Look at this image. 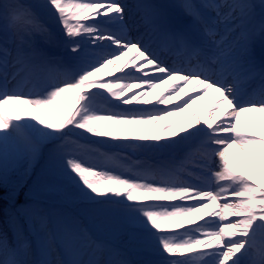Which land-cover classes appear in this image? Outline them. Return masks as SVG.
<instances>
[{
  "label": "snow or ice",
  "instance_id": "6c2138e0",
  "mask_svg": "<svg viewBox=\"0 0 264 264\" xmlns=\"http://www.w3.org/2000/svg\"><path fill=\"white\" fill-rule=\"evenodd\" d=\"M37 7L59 25V38L37 23L32 5L0 0L5 21L0 30L12 31L16 44L10 50L5 38L0 47V185L11 189L7 198L14 203L19 190L27 189L31 203L19 207L29 225L38 219L45 230L43 254L59 243L70 258L55 264H189L192 255L202 264H245L246 257H252L250 264H264V130L241 127L243 114L264 115V65L257 68L246 44L228 36L250 20L254 5L246 0L202 5L232 25L211 45L194 40V24L203 25L210 38L216 33L192 3L182 5L191 24H177L165 5L151 2L46 0ZM224 8L228 12H221ZM259 31L264 33V16ZM36 33L55 41L68 57L63 78L46 83L45 94L9 92L10 68L31 73L47 67L46 53L33 44ZM154 37L167 40V47H153ZM177 49L184 58L170 59ZM105 69L108 76H98ZM244 74L259 76L258 95L241 87ZM169 81V88L153 97ZM210 91L216 98L203 119L195 112L183 124L173 119ZM61 100L70 103L61 106ZM22 129L30 133L23 135ZM193 140L203 161L194 164L199 174L189 173L191 183L168 169L123 175L77 159L79 150L99 151L98 145L163 150ZM234 147L248 158V168L233 164L229 150ZM37 168L69 185L62 194L84 203L86 214L101 219L120 245L99 241L73 222L61 223L56 234L46 231L48 218L40 213L47 190L33 179ZM12 175L18 179L10 181ZM205 176L212 182L205 185ZM210 204L215 208L205 213ZM9 222L11 236L0 229V264H32L24 258L30 245L17 217L11 215ZM102 252L106 260L99 258Z\"/></svg>",
  "mask_w": 264,
  "mask_h": 264
},
{
  "label": "bare ground",
  "instance_id": "6f19581e",
  "mask_svg": "<svg viewBox=\"0 0 264 264\" xmlns=\"http://www.w3.org/2000/svg\"><path fill=\"white\" fill-rule=\"evenodd\" d=\"M255 2L256 8L258 9V14L253 21L255 22L256 26L254 28V32L259 29V23L261 21L262 16H264V8L261 7V4L264 3V0H251ZM125 3H127L129 6H135L138 3H144V2H151L156 4H163L167 7V10L169 12L170 17L177 23L182 22L183 24H191L192 20L184 15L185 13L183 11L184 8L182 7L183 4H179L178 6L172 7L173 0H124ZM187 3L186 0H184V4ZM182 16V17H181ZM206 17H209L205 15ZM213 16V15H211ZM184 17V18H183ZM46 20L43 21L42 19L39 20V24L43 25L44 28L48 29L50 32L55 34L57 38H59L62 33L59 30V25L52 22L51 17L46 14ZM209 21H217L215 24H212L213 30L217 34L216 36L219 37L220 35L224 36L226 34V29L228 27H224V22H221L218 20L217 17H211L209 18ZM252 29V28H251ZM200 30H204V26L201 24H194L193 26V32L196 33V35L199 37L202 35ZM246 31V30H245ZM244 30L240 31L238 33V36H243ZM254 34V33H253ZM261 38H259L255 45L256 49L255 52L250 51L249 57L255 62L257 61V58H254L253 55L263 56L264 55V33H261ZM156 40H160L162 44H160L161 47L165 48L168 45V41L165 40L163 37H154ZM245 39V37H243ZM147 39V37H146ZM203 40V38H202ZM167 41V42H166ZM251 42V41H250ZM242 43V42H241ZM162 48V49H163ZM15 47H11V50H14ZM37 50L42 51L46 53V59H47V67H44L46 70L51 68L52 66L56 70L55 72H48V77L44 75V68L34 71V78L36 77L37 81L33 82L30 80V84L28 85V88H31L32 85L34 87H40L45 85L48 81H52L57 78H63V72H64V66L68 63V57L65 55L62 48L55 42L50 43L49 48L39 47ZM179 49L176 50V53L170 55V59H180ZM132 53H129V56H131ZM167 55V53H166ZM184 55V54H183ZM184 56H182V59ZM127 59V58H125ZM181 59V60H182ZM124 61H120V64L122 65ZM110 69H105L101 73L98 74L100 77H107L109 74ZM27 75V71H18V75L16 79L18 81H22L23 78H25ZM30 76V77H31ZM256 75H254L255 78ZM28 79V77H27ZM253 81V80H252ZM251 82V81H250ZM172 81H169L167 84H160L156 89L155 93H153V97L160 94L162 91H166V89L169 88V86L172 84ZM242 87H245V85L241 82ZM191 88V85L188 86ZM185 91H188V89H185ZM184 94L181 93V96ZM216 98L215 92H209L208 95L204 96L202 100L198 101L196 104L192 105L190 108H188L187 111H185V115L192 118V114L195 112L201 119H203L207 115V111L210 109V107L213 105ZM70 103V101L61 100L59 104L61 106H65L66 104ZM193 110V111H191ZM164 121H161V124H163ZM259 127L261 130H264V115L260 114L259 112L252 111L245 113L241 116V127L246 128L249 132L255 131V127ZM95 138H92L90 140H81V143H92ZM194 141V140H193ZM188 144L186 146L180 145L176 149H163V150H156V149H137V148H122V147H114L110 145H98L99 151H103L105 154H109V156L112 159L111 165L109 163V166H107L105 163L101 164L100 169L107 170L114 174H123V175H131L132 172L137 170H156V169H168L173 172L175 177L180 181L181 178H179L175 171H180V168L176 166V162L178 161H185L184 155L186 156H193L195 155L199 150V143L197 145H194V143ZM98 151V152H99ZM241 153V150L237 147V149L229 150L230 158L233 162V164L241 169L244 170L250 166V162L248 158L244 159L243 164L238 160L237 153ZM200 163V162H199ZM131 170V171H130ZM187 170V168H186ZM191 171V170H187ZM208 177V176H207ZM183 181V180H182ZM184 182H188L187 180ZM210 183L208 180L204 181V184ZM215 208L214 205L210 204L209 208L204 210V212L213 211ZM199 215V214H197ZM215 226V225H214ZM86 228V227H84ZM87 229L92 233L95 239L99 241H104L106 243H110L116 246L120 245L119 238L106 229L101 219H98L96 224H87ZM186 238V237H185ZM101 260H106L107 253L102 252L99 253ZM194 256V255H192ZM85 259L88 257L85 256ZM252 257H246L245 258V264H250Z\"/></svg>",
  "mask_w": 264,
  "mask_h": 264
},
{
  "label": "rangeland",
  "instance_id": "374dc122",
  "mask_svg": "<svg viewBox=\"0 0 264 264\" xmlns=\"http://www.w3.org/2000/svg\"><path fill=\"white\" fill-rule=\"evenodd\" d=\"M46 0H7V3L10 4H15V3H19V4H23V5H32V11L35 13L36 17H37V23L39 22L40 19H42L43 21H47L46 20V11L41 10L39 7H37L40 4L45 3ZM209 0H187V3H192L195 4L199 7V11L202 13H212V14H216V11L213 9H209V8H204L202 7V5H204L205 3H208ZM212 2L215 3H222L223 0H212ZM229 3L232 2V0H228ZM246 2H250V4L254 5V8L252 10V17L254 12H256V7H255V2H252L251 0H246ZM173 6H178L179 4H184V0H173ZM185 14L189 16L185 11H183ZM221 12L226 13L228 12L227 8L221 9ZM182 17V16H181ZM190 17V16H189ZM250 18L249 22L253 21V18ZM226 22V21H224ZM5 23V21L3 19H0V26H2ZM22 26L27 23L26 21H22ZM227 25H229L230 27H232L230 22H226ZM236 24H239L240 21L237 20L235 22ZM233 32L228 33L229 36L232 35ZM243 35L247 36V33L245 31V33ZM261 32L259 31V29L257 31L254 32V34L252 36L248 35V38L250 40L253 39V41H257L259 38H261ZM5 38H7L8 43H7V47L11 50V47H16V44L13 43V33L12 31H9L7 33L3 32L2 30H0V47H4V41ZM246 37V46L247 49L251 50V45L254 43L249 44V39ZM33 44L34 47L36 49H38L39 47H44V48H49L50 43H55V41H47L44 36L40 33H36L33 36ZM220 39V37L218 38ZM217 39V40H218ZM236 39V38H233ZM239 42L243 41V37H237V39ZM156 41V40H155ZM252 48H255L254 45H252ZM56 70L54 69V67L52 66L51 68H49L48 70H46L44 68L43 72L44 75L46 77H48V72L52 73L55 72ZM16 72L17 74L15 75V78H13V73ZM32 74H34V72H27V75L25 78L22 79V81H18L16 79L17 75H18V70L17 69H9V81L7 84V91L9 92H20L24 95H35V94H45L46 93V89H45V85L40 86V87H34V85L31 86V88H28V85L30 84V80H32L33 82H36L37 79L36 77L34 78V75L31 76ZM31 76V77H30ZM28 77V79H27ZM50 82V81H48ZM47 82V83H48ZM4 85V81H3V77L0 76V89L3 88ZM156 91H154L155 93ZM164 91H162L163 93ZM160 95V94H158ZM157 95V96H158ZM17 107L24 109L25 110V114L26 113H31V114H35L34 109H30L28 108L26 105H17ZM193 111V110H191ZM186 113H179L177 116L173 117V119H176L177 121L180 122V124H183L185 121H187L190 117L185 115ZM23 135H28L30 133L29 129H22ZM190 141L185 142L184 145L189 144ZM233 150L237 149V147L232 148ZM103 153V154H102ZM238 156V160L243 164V159L247 158L244 153L241 151V153H237ZM77 159L80 161H83L85 164H93V165H97L99 168H101V164L103 163H109L111 165L112 159L109 156V154H105L102 150L101 151H90L88 149H82L79 150L78 155H77ZM188 161H186L185 163L182 162H178L177 166L180 167L181 171L176 170L175 174L179 175V177L181 176V178H185L189 181H194V177L189 175V173H185L183 170V168H189L190 170L196 169L194 168V164L198 163V162H202L203 161V156L201 154V149L198 150V152L193 155V156H189L187 158ZM196 161V162H194ZM188 162V163H187ZM107 166H109L108 164H106ZM39 178L42 185L46 188L47 190V195L44 198V203H43V213H40V215L46 214L47 218H48V225H47V230L46 231H51L53 234L57 233L58 230V226L61 223H68V222H73L72 226L79 228V227H86L87 228V224L90 223L92 224H96L97 220L99 218H94L88 214H86L85 212V208L86 205L74 198H70L67 197L65 195H63L62 193L65 191L69 190V185L64 184L63 181L59 180V179H54L52 178L50 175H45L41 173L40 168H37L33 174V179H37ZM18 177L16 175H12L10 177V181H15L17 180ZM208 180L210 183L212 182L210 177L205 176L204 177V181ZM31 182V181H30ZM74 187V186H71ZM6 195L7 193L11 190L10 188H6ZM27 191V189L23 190V196H24V200L18 201L14 204H7L6 206H8L11 215H15L17 217V223L19 226H21L23 228V236L24 238L27 236V241L29 242L30 247L27 250V253L25 255V259L29 260L30 262H32V264H38L39 261L44 260V259H51L53 261V264H55V261L57 259L59 260H64L67 261L70 257L65 253L64 248L61 247L59 245V243H57L55 251L51 252L48 256H45L43 254V247H44V240H45V230H41L40 228V222L38 219L33 220L32 224L29 225V223L27 222L28 220V214L21 211L20 210V205L21 204H25V202H29L31 203V201H29L28 196L25 194ZM5 201H8V199H5ZM9 202V201H8ZM9 216V217H10ZM75 221H79V224H75ZM99 256V253H98ZM100 258V256H99ZM189 264H202V262L200 261L199 257L194 255L191 256L190 260H189Z\"/></svg>",
  "mask_w": 264,
  "mask_h": 264
},
{
  "label": "trees",
  "instance_id": "16d2710c",
  "mask_svg": "<svg viewBox=\"0 0 264 264\" xmlns=\"http://www.w3.org/2000/svg\"><path fill=\"white\" fill-rule=\"evenodd\" d=\"M5 190L6 188L0 185V229L7 230L9 232V235L11 236L12 227L11 225L8 224V221L6 219V214L4 213V210H3V207H5V197H4ZM22 191L23 189L19 190V195L16 197V200H19L23 197Z\"/></svg>",
  "mask_w": 264,
  "mask_h": 264
}]
</instances>
